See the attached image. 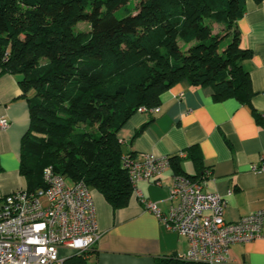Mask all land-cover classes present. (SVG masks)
I'll return each instance as SVG.
<instances>
[{"label": "trees", "instance_id": "1", "mask_svg": "<svg viewBox=\"0 0 264 264\" xmlns=\"http://www.w3.org/2000/svg\"><path fill=\"white\" fill-rule=\"evenodd\" d=\"M126 1L0 0L1 73L19 77L29 110L19 162L28 192L44 188L51 167L122 209L133 191L121 157L132 154L117 134L139 108L158 107L179 83L251 105L242 66L251 54L236 26L246 0H139L136 13L117 16ZM82 23L88 30L76 31ZM213 24L223 35L211 34ZM194 149L188 155L198 165ZM74 257L84 264L81 255L64 264Z\"/></svg>", "mask_w": 264, "mask_h": 264}, {"label": "crops", "instance_id": "2", "mask_svg": "<svg viewBox=\"0 0 264 264\" xmlns=\"http://www.w3.org/2000/svg\"><path fill=\"white\" fill-rule=\"evenodd\" d=\"M236 26L241 47L251 54L242 62L253 92L250 106L232 98L215 101L211 88L179 83L161 95L159 113H136L117 134L123 151L136 160L142 155L175 157L184 152L186 157L176 163L179 174L200 183L203 192L226 200L227 223L264 210V173L251 171L264 162V125L255 120L260 116L264 123V2L246 0ZM18 78L0 69V120L9 124L0 130L1 194L26 188L19 162L29 110ZM193 146L198 165L188 155ZM174 175L170 163L156 183L140 181L128 204L115 211L91 190L100 238L88 252L80 254L84 264H189L180 258L188 248L186 240L166 230L141 203V199L153 202L166 214ZM74 261L75 257L66 264ZM226 264H264V238L232 246Z\"/></svg>", "mask_w": 264, "mask_h": 264}, {"label": "built area", "instance_id": "3", "mask_svg": "<svg viewBox=\"0 0 264 264\" xmlns=\"http://www.w3.org/2000/svg\"><path fill=\"white\" fill-rule=\"evenodd\" d=\"M137 113L157 114L159 108L141 107ZM8 126L0 120V130ZM176 156L186 157L184 152ZM171 158L148 154L136 160L124 154L121 163L132 191L136 192L140 181L156 183L169 169ZM251 171L264 173V162ZM42 178L44 188L35 192H0V264H63L70 255L88 252L100 238L91 189L83 181L68 184L51 167L44 168ZM168 202L164 214L155 203L141 199L144 209L166 230L186 240L188 248L180 256L183 261L226 264L232 246L264 238V210L227 223L226 200L203 192L200 183L185 176L172 177Z\"/></svg>", "mask_w": 264, "mask_h": 264}, {"label": "rangeland", "instance_id": "4", "mask_svg": "<svg viewBox=\"0 0 264 264\" xmlns=\"http://www.w3.org/2000/svg\"><path fill=\"white\" fill-rule=\"evenodd\" d=\"M138 4H139V0H127L126 1V4L125 6L122 8L123 10H121L120 12L117 13V16H123V15H126V14H134L137 12V9H138ZM211 34H221L223 35V32H222V28L213 24L211 25ZM76 31H80V32H84V31H87L88 30V26L86 24H78L75 28ZM180 46L181 47H184V45L182 43H180Z\"/></svg>", "mask_w": 264, "mask_h": 264}]
</instances>
